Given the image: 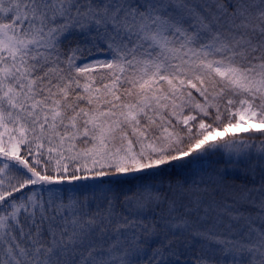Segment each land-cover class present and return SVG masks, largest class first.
Segmentation results:
<instances>
[{
  "label": "snow or ice",
  "instance_id": "obj_1",
  "mask_svg": "<svg viewBox=\"0 0 264 264\" xmlns=\"http://www.w3.org/2000/svg\"><path fill=\"white\" fill-rule=\"evenodd\" d=\"M0 264H264V0H0Z\"/></svg>",
  "mask_w": 264,
  "mask_h": 264
}]
</instances>
